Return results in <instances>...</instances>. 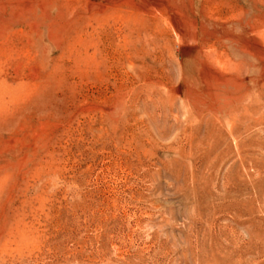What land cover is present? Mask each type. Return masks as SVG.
Wrapping results in <instances>:
<instances>
[{
    "label": "rangeland",
    "instance_id": "374dc122",
    "mask_svg": "<svg viewBox=\"0 0 264 264\" xmlns=\"http://www.w3.org/2000/svg\"><path fill=\"white\" fill-rule=\"evenodd\" d=\"M0 264H264V0H0Z\"/></svg>",
    "mask_w": 264,
    "mask_h": 264
}]
</instances>
